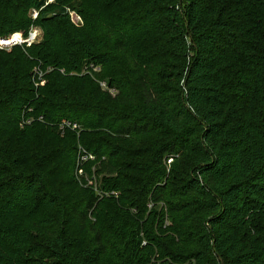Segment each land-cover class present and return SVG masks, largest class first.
<instances>
[{
	"label": "trees",
	"instance_id": "obj_1",
	"mask_svg": "<svg viewBox=\"0 0 264 264\" xmlns=\"http://www.w3.org/2000/svg\"><path fill=\"white\" fill-rule=\"evenodd\" d=\"M178 2L0 0L1 38L43 34L13 63L0 50V264H264V0ZM62 121L81 128L70 153ZM78 142L107 161L99 195L47 169Z\"/></svg>",
	"mask_w": 264,
	"mask_h": 264
},
{
	"label": "rangeland",
	"instance_id": "obj_2",
	"mask_svg": "<svg viewBox=\"0 0 264 264\" xmlns=\"http://www.w3.org/2000/svg\"><path fill=\"white\" fill-rule=\"evenodd\" d=\"M51 3L54 2L55 0H49ZM68 1V3H71L72 0H66ZM183 0H179L178 5L181 8H184V5L182 4ZM50 15V14H49ZM33 33L35 35V40H34V44L36 45L34 51L36 53H38L40 51V48L37 47V45H39L41 43L42 40V31L40 29H33ZM22 49V48H21ZM24 50V49H23ZM22 51V50H21ZM8 52L10 53L11 56V60L10 62L13 63V59H15V57L19 56V52H17L16 50H14L13 48H10L8 50ZM34 68V67H33ZM24 71L27 69H30L29 66H25L22 68ZM44 74L47 73V70L45 71L43 69ZM85 73V72H84ZM87 76H89L92 80H96L93 76H90L89 74H86ZM45 80V79H44ZM31 123V122H30ZM25 122V124H30ZM62 123V122H61ZM61 123L58 124L57 129H56V134H57V138L61 141H63L64 143L61 144H57L58 148L63 152V153H70V148H66L68 146H65L64 148H61V145H69V142H67L68 140V136L69 133L71 131H76L78 132L77 137L79 136V132H80V127H78L77 129H69L67 127L63 128L61 127ZM23 129V128H20ZM70 130V131H69ZM22 130H19V132ZM68 131V132H66ZM32 132H36L35 130H32ZM87 132V131H86ZM72 133V132H71ZM82 138L83 141L86 142H96V141H100V140H105L106 143H108L109 145L112 146H120L123 147L124 149L128 150L130 154V156L126 157V158H115L114 161L117 162H129V161H141L144 158L140 157L139 155H137L140 147L139 144L137 142V139H108L106 137H104L101 134H98L96 132H82ZM55 135V134H54ZM40 138V135L38 136ZM43 137L46 138H50V134L47 135H43ZM30 150H33V153L35 155H38L40 153V151L38 149H40L42 147V144L40 143H30ZM83 146H81V144H79L76 147V151H75V158H62V159H57L55 162L48 164L47 165V169L52 168V167H60L64 173L61 174L60 176H58L56 179V183L58 184L59 187L64 188V192H78L79 197L81 196H85V195H89V194H94V195H99L101 192V186L104 183V179H107L109 177H111V173L109 172L110 170L107 169V161H103V158H96L94 156H91L93 158H85L84 156L81 158L80 157V148H82ZM56 148V144H53L51 146V149ZM172 160H169L167 163V167H170ZM127 174H132L131 172H127ZM129 189H133L135 190L136 188H129ZM106 197H110L112 195H108L105 194ZM119 196V192H114V196L113 197H117ZM160 207L156 206L154 207L152 204H148L147 206V213L151 212V214L154 212V209L157 208L158 211H160ZM132 212V214H134V210H130ZM158 221V216H156L155 218V223H157ZM165 223H167V220H165ZM167 225V224H165Z\"/></svg>",
	"mask_w": 264,
	"mask_h": 264
},
{
	"label": "built area",
	"instance_id": "obj_3",
	"mask_svg": "<svg viewBox=\"0 0 264 264\" xmlns=\"http://www.w3.org/2000/svg\"><path fill=\"white\" fill-rule=\"evenodd\" d=\"M48 3H51L49 0H47ZM67 13L69 15V18L71 20V22L74 25H80L81 22V18L73 11L67 10ZM31 18L34 20L37 17V12L35 10H32L30 13ZM33 29H37L36 27H31L28 31V33L26 34V36L23 35V33L19 32V33H15L12 34L6 38H1L0 37V50H6L8 51L10 48L13 47H19L22 49H25L27 47H30L31 45L34 44V40H35V35L33 33ZM47 73L50 72L52 69L51 68H47ZM45 70V71H46ZM94 71H98V69H94ZM46 73V74H47ZM60 73H63V71L61 70ZM43 72V69H41V66L38 65L36 67H34L32 69V82L34 84L35 87H41L44 85L45 81H44V76L46 75ZM100 86L105 89V83L101 82ZM39 120H41V117L39 118ZM27 123H30L31 120L26 121ZM61 127L65 128H69V129H77L78 126L76 124H72L70 122H65L62 121L61 123ZM81 152H80V157L82 158L83 156L85 158H93L91 157L90 154H84L85 151L83 148H80ZM82 154V155H81ZM111 195H114V193H111Z\"/></svg>",
	"mask_w": 264,
	"mask_h": 264
}]
</instances>
